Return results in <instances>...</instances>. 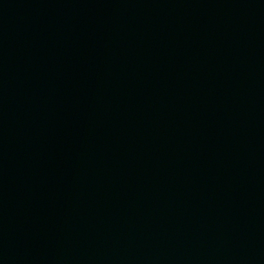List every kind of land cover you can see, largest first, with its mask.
I'll return each instance as SVG.
<instances>
[{"label": "water", "instance_id": "obj_1", "mask_svg": "<svg viewBox=\"0 0 264 264\" xmlns=\"http://www.w3.org/2000/svg\"><path fill=\"white\" fill-rule=\"evenodd\" d=\"M0 264H264V0H0Z\"/></svg>", "mask_w": 264, "mask_h": 264}]
</instances>
